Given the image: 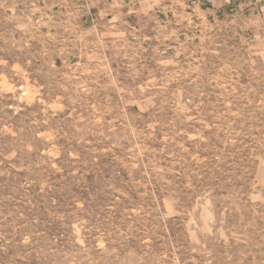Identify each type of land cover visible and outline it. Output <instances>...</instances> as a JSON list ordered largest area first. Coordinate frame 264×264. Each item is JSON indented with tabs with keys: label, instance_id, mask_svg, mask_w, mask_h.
Returning <instances> with one entry per match:
<instances>
[{
	"label": "rangeland",
	"instance_id": "obj_1",
	"mask_svg": "<svg viewBox=\"0 0 264 264\" xmlns=\"http://www.w3.org/2000/svg\"><path fill=\"white\" fill-rule=\"evenodd\" d=\"M0 264H264V0H0Z\"/></svg>",
	"mask_w": 264,
	"mask_h": 264
},
{
	"label": "trees",
	"instance_id": "obj_2",
	"mask_svg": "<svg viewBox=\"0 0 264 264\" xmlns=\"http://www.w3.org/2000/svg\"><path fill=\"white\" fill-rule=\"evenodd\" d=\"M225 8H229V4H225L223 9H225Z\"/></svg>",
	"mask_w": 264,
	"mask_h": 264
}]
</instances>
